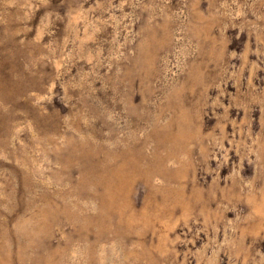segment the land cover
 Returning a JSON list of instances; mask_svg holds the SVG:
<instances>
[{"label": "rangeland", "instance_id": "1", "mask_svg": "<svg viewBox=\"0 0 264 264\" xmlns=\"http://www.w3.org/2000/svg\"><path fill=\"white\" fill-rule=\"evenodd\" d=\"M0 264H264V0H0Z\"/></svg>", "mask_w": 264, "mask_h": 264}]
</instances>
